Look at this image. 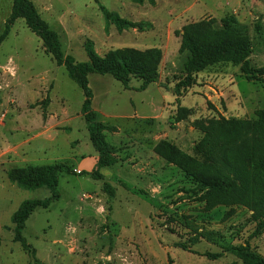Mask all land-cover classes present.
<instances>
[{"label":"rangeland","instance_id":"rangeland-1","mask_svg":"<svg viewBox=\"0 0 264 264\" xmlns=\"http://www.w3.org/2000/svg\"><path fill=\"white\" fill-rule=\"evenodd\" d=\"M32 1L58 32L65 54L78 61L89 59L90 44L101 56L123 49L162 51L159 79L144 90L137 89V77L127 89L110 74L89 75L98 119L114 127L106 136L118 162L102 172L116 195L105 192L102 179L62 173L61 198L37 207L23 230L42 264H242L225 249L243 244L264 256V230H257L252 210L241 204L207 210L206 189L154 150L164 140L195 156L204 135L198 121L257 119L264 76L247 79L239 64L217 63L197 73L196 84L180 97L190 108L180 122L173 118V89L188 56L180 51L183 27L201 19L234 15L250 37L252 66H264V0ZM12 4L0 0V34ZM102 6L143 25L119 30ZM84 97L66 67L18 18L0 46V264H40L15 241L12 215L24 200L51 195L47 187L29 190L11 182L9 170L55 162L76 171L95 167L98 152L82 113ZM197 230L214 235L195 240ZM218 252L221 257L210 256Z\"/></svg>","mask_w":264,"mask_h":264},{"label":"trees","instance_id":"trees-1","mask_svg":"<svg viewBox=\"0 0 264 264\" xmlns=\"http://www.w3.org/2000/svg\"><path fill=\"white\" fill-rule=\"evenodd\" d=\"M143 4L146 0H134ZM154 1V0H149ZM108 22L114 23L119 30L142 26L141 22L127 20L115 11L102 6ZM23 18L27 26L42 40L43 46L56 60L64 65L69 76L74 79L84 92L82 113L86 120L90 140L98 152L95 167L91 171H76L66 162H55L42 165L29 164L9 170L8 178L24 189L35 190L47 187L51 195L40 199L24 200L12 215L15 224V241L21 242L23 248L30 252L35 262L42 264L36 256V248L28 243L23 235L26 222L37 207L49 208L61 198L58 189L62 173L89 174L95 179L104 180L103 189L114 197L116 187L105 180L102 168L113 166L118 162L117 148L111 144L106 131L114 127L98 119L93 108L94 92L90 87L91 73L110 74L127 89L132 88L134 77L142 80L137 88L144 90L149 84L159 79L162 51L152 47L144 51L135 49L113 50L106 56L99 55L90 44L87 47V61H78L72 54H65L58 32L52 29L41 17L32 0H13L3 32L0 34V46L10 33L12 24ZM181 52L188 56L182 77L176 82L173 92L178 103L177 112L173 115L176 122L184 120L190 114V108L180 104V97L185 90L196 84L197 73L209 66L222 62L239 64L247 79H261L264 66L254 68L249 58L251 40L246 26L234 15L220 20L206 18L191 22L183 27ZM46 116V112H44ZM257 119L226 117L198 121L204 135L195 145V156L188 155L175 144L160 141L155 152L181 168L185 174L206 189L204 199L206 209L211 210L219 205L233 207L241 204L253 211L257 230H264V108L257 111ZM207 122V123H206ZM213 232L196 231L195 240L199 237L212 238ZM186 248V245H182ZM236 254L242 264H264V256L251 248L249 244L226 248ZM222 252L210 256L217 259Z\"/></svg>","mask_w":264,"mask_h":264},{"label":"crops","instance_id":"crops-1","mask_svg":"<svg viewBox=\"0 0 264 264\" xmlns=\"http://www.w3.org/2000/svg\"><path fill=\"white\" fill-rule=\"evenodd\" d=\"M98 158V157H97ZM96 162H97V160H96Z\"/></svg>","mask_w":264,"mask_h":264}]
</instances>
